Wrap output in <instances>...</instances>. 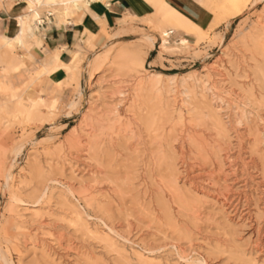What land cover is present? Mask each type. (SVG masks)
<instances>
[{
    "label": "rangeland",
    "instance_id": "rangeland-1",
    "mask_svg": "<svg viewBox=\"0 0 264 264\" xmlns=\"http://www.w3.org/2000/svg\"><path fill=\"white\" fill-rule=\"evenodd\" d=\"M145 1L148 13L109 38L124 37L66 67L69 81L57 85L72 87L65 104L42 97L47 74L17 55L22 44L0 42V264H264V0H184L204 26L170 0ZM43 2L56 17L73 12ZM30 20H18L23 37L42 24L40 14ZM164 31L182 34L164 46ZM96 118L104 121L92 137ZM194 133L208 137L209 153L187 146ZM228 154L239 182L226 179ZM218 189L229 191L227 205L212 196Z\"/></svg>",
    "mask_w": 264,
    "mask_h": 264
},
{
    "label": "crops",
    "instance_id": "crops-1",
    "mask_svg": "<svg viewBox=\"0 0 264 264\" xmlns=\"http://www.w3.org/2000/svg\"><path fill=\"white\" fill-rule=\"evenodd\" d=\"M83 1L84 4L79 10L60 18L51 13L49 7L41 0L37 10L42 24L38 25L34 36L23 37L21 49L17 52L28 67L33 68L34 73L42 67L43 69L54 67V70L43 78L41 95L45 99L54 97L60 104L67 103L72 96V87L58 88L57 85L69 81L66 67L72 65L74 57L78 56L84 66L87 59L95 56V51L107 46L111 40L124 37L121 35L109 38L128 28L124 22L128 23V19L141 18L150 10L145 0ZM170 1L175 7L188 13L197 23L205 25V17L192 3L184 0ZM33 14L34 10L28 0H0V42L11 41L18 20L25 18L30 20ZM181 34L182 32H173L169 37H178L177 35ZM81 77L80 74L78 79L80 86Z\"/></svg>",
    "mask_w": 264,
    "mask_h": 264
},
{
    "label": "bare ground",
    "instance_id": "bare-ground-1",
    "mask_svg": "<svg viewBox=\"0 0 264 264\" xmlns=\"http://www.w3.org/2000/svg\"><path fill=\"white\" fill-rule=\"evenodd\" d=\"M149 1H153V0H149ZM238 1H241V0H238ZM241 2H243V0H242ZM244 2H246V1L244 0ZM28 3H29V5H30V7H32L33 10H34V14H33L32 16H33V18H34V21L36 22V20H38V17H39V12H38V10H37V7H38L39 5H41V0H37L36 2H32V1L28 0ZM230 3L232 4V3H233V0H232V2H230ZM235 3H237V2H235ZM235 3H234V4H235ZM63 4L67 6V9H65V11H68V10H73V11H74V10H79V9L81 8V6L84 4V1H83V0H63ZM231 4H230V6H231ZM240 4H242V3H240ZM243 4H244V3H243ZM232 6H233V4H232ZM234 6H236V8H237V5H236V4H235ZM234 6H233V8H234ZM161 7H162V6H161ZM233 10H234V9H233ZM241 11H242V10H241ZM232 15H234V16H232V17H238V16L240 15V10L235 9V11L233 12ZM26 16H27V15H26ZM24 17H25V16H24ZM30 21H31V20H30ZM30 21H28V22H30ZM23 22H24V21H23ZM20 23H21V22H20ZM28 24H29V23H28ZM30 24H31V23H30ZM39 24H40V22H39ZM24 25H25V24H24ZM32 25H33V24H31L30 28H27L29 31L33 32L34 29H38V26H37V25H34V26H32ZM27 26H29V25H27ZM26 31H27V30H26ZM31 32H28V33H31ZM170 32H171V31H170ZM170 32H168V31H164V32L162 33V34H163L162 37H163V44H164V46H165V44L167 43V38H168L169 35L171 34ZM23 35H24V27H23V24H21V25L19 24V25L16 26L15 30H14L13 33H12V36H11L12 39H11V41H9V42H5V44H6L7 46H8V45H11L12 43L22 44V41H23ZM183 43H184V42H183ZM55 60H56V58H55ZM57 61H59V60H57ZM45 66H46V64H45ZM50 66H51V65H49V67H50ZM42 68H43V67H42ZM100 68H101V63L99 62V63L96 64L95 69H100ZM53 70H54V67H53V68H50V69H49L48 67H44V74H45V75H46V74L48 75V74L51 73V71H53ZM36 76H37V74H36ZM158 77H161V76H158ZM161 78H162V77H161ZM157 80H158V79H157ZM158 82H159V81H158ZM161 82H162V81H161ZM161 82H160V83H161ZM155 83H156V82H155ZM150 84H152V83H150ZM157 86H158V85H157ZM164 87H165V86H164ZM165 88H166V87H165ZM151 89H152V88H151ZM151 89H150V90H151ZM154 89H155V88H154ZM31 91H32V90H31ZM155 92H156V91H155ZM38 93H39V92L34 93L33 95H29V93H28V99H29L31 102H33V104H35V103L38 102ZM158 95H159V94H158ZM177 95H178V94H177ZM177 95H176V96H177ZM156 96H157V95H156ZM177 98H178V97H177ZM177 98L175 97V99H177ZM175 99H174V102L176 101ZM178 100H179V99H178ZM157 102H158V101H156V103H157ZM178 102H179V101H178ZM180 102H181V101H180ZM158 103H159V102H158ZM158 103H157V104H158ZM160 103H162V102H160ZM164 103L166 104V106H168V104H169L168 102H166V100L164 101ZM167 103H168V104H167ZM175 103H176V102H175ZM175 103H174V104H175ZM157 104H155V105L157 106ZM162 104H163V103H162ZM162 104H160V107H161ZM36 105H37V104H36ZM163 106H164V105H163ZM169 106H170V105H169ZM163 108H164V107H163ZM177 108H179V107H177ZM165 109H166V108H164V111H165ZM180 109H181V108H180ZM180 109H179V110H180ZM154 110L157 111L156 108H155ZM154 110H153V111H154ZM159 110H160V109H159ZM167 110H168V109H167ZM177 110H178V109H177ZM164 111H163V112H164ZM171 111H173V110H171ZM174 111H176V108H174ZM191 111H192V110H191ZM161 112H162V111H161ZM176 112H177V111H176ZM181 112H182V110H181ZM189 112H190V111H189ZM156 113H157V112H156ZM159 113H160V112H159ZM159 113H158V114H159ZM182 113H183V112H182ZM182 113H181V114H182ZM158 114H157V117H158V118H156L157 120L160 118ZM164 114L166 115L167 113L164 112L163 115H164ZM152 115H153V114H152ZM155 115H156V114H155ZM155 115H154V116H155ZM203 115H204V114H203ZM149 116H150V114H149ZM161 116H162V114H161ZM181 116H184V115L182 114ZM210 116H211V115H210ZM93 117H94V116H93ZM150 117H151V116H150ZM150 117H149V118H150ZM155 117H156V116H155ZM162 117H164V116H162ZM173 117H174V116H173ZM184 117H185V116H184ZM191 117H192V116H191ZM191 117H190V118H191ZM190 118H189V119H190ZM195 118H196V117H195ZM195 118H194V120H195ZM198 118H199V117H198ZM156 119H155V121H156ZM174 119H175V118H174ZM182 119H183V118H182ZM182 119H180V121H181ZM186 119H187V118H186ZM186 119H184V120H186ZM161 120H162V118H161ZM88 121H89V120H88ZM103 121H104V120L101 119V118H96L95 120H91V128H90V129H91V131H92V132H91L92 134L89 133V136H92V137H93V136H95V134H97L96 132L100 130V127L102 126ZM147 121H148V120H147ZM147 121H146V122H147ZM176 121H177V120H176ZM176 121L174 122L175 124L178 123V121H177V122H176ZM180 121H179V123H180ZM182 121H183V120H182ZM182 121H181V122H182ZM188 121H189V120H188ZM190 121H191V120H190ZM172 122H173V121H172ZM218 122H219V121H218ZM221 122H222V121H220V123H221ZM149 123H150V122H149ZM160 123H161V122H160ZM198 123H199V122H198ZM200 123H201V122H200ZM87 124H88V123H87ZM157 124H158V122H157ZM157 124H156V126H157ZM170 124H171V122H170ZM170 124H169V125H170ZM188 124H189V123H188ZM191 124H192V123H191ZM180 125H181V123H180ZM189 125H190V124H189ZM192 125H193V124H192ZM192 125H190V128L192 127ZM217 125H218V123H217ZM221 125H222V124H221ZM221 125H220V126H221ZM151 126H152V125H150V127H151ZM154 126H155V125H154ZM163 126H164V125H163ZM170 126H171V125H170ZM177 126H178V125H177ZM177 126H176V127H177ZM181 126H182V125H181ZM181 126H179V127H181ZM194 126H195V124L193 125V127H194ZM157 127H158V126H157ZM159 127L161 128V126H159ZM176 127L174 126L173 128L175 129ZM184 127L187 128L186 126H184ZM101 128H102V127H101ZM152 128H153V127H152ZM166 128H167V127H166ZM169 128H171V127H169ZM185 128H184V131H185ZM188 128H189V127H188ZM221 128H223V127H221ZM149 129H150V128H149ZM153 129H156V128L154 127ZM153 129H152V132H153ZM180 129H181V128H180ZM197 129L200 130L201 128H197ZM203 129H204V127H203ZM203 129H201V131H202ZM189 130H190V129H189ZM193 130H194V129H193ZM204 130H205V129H204ZM204 130H203L202 132H204ZM122 131H123V130H122ZM163 131H164V130H163ZM171 131H172V130H171ZM176 131H177V130H176ZM178 131L180 132V130H178ZM201 131H200V132H201ZM152 132H151V133H152ZM157 132H158V130H157ZM179 132H178V135H179V134L181 135V132H180V133H179ZM194 132H195V131H194ZM197 132H198V131H197ZM197 132H196V133H197ZM248 132H249V129H248ZM250 132H251V130H250ZM261 132H262V131H261ZM126 133H127V132H126ZM218 133H219V132H218ZM222 133H224V132H222ZM234 133H235V132H234ZM238 133H239V131H238ZM251 133H252V132H251ZM255 133H256V131H254V133H253L254 136H255ZM149 134H150V133H149ZM156 134H157V133H156ZM156 134H155V136H157ZM184 134H185V133H184ZM187 134H188V133H187ZM204 134H205V132H204ZM239 134H241V133H239ZM243 134H244V133H243ZM259 134H260V133H259ZM259 134H258V135H259ZM188 135H189V134H188ZM219 135H221V134H219ZM74 136H75V133H74ZM74 136H73V137H74ZM149 136H150V135H149ZM149 136H148V137H149ZM152 136H153V135H152ZM155 136H153V137H155ZM207 136H208V134H207ZM246 136H247V135H246ZM252 136H253V135H252ZM92 137H90V138H92ZM209 137H210V136H209ZM214 137H215V136H214ZM237 137H238V135H237ZM237 137H236L235 139H237V140L239 139V140H240V138H241L242 136H240L239 138H237ZM247 137H248V136H247ZM260 137H261V136H260ZM263 137H264V136H263ZM150 138H151V140L154 139V138H152L151 136H150ZM184 138H185V137H184ZM186 138H188V142H189V143L186 142V144H187V143L189 144V145H187V146H191L192 148L194 147V148L197 149V151H198V150H202V151L205 150V151H207V150L205 149V147H206V146L209 147V146H208L209 143H208L207 140H206L208 137L205 138L204 135H199V134L197 135V134L194 133V134H192V135L190 134V137H187V136H186ZM210 138H211V137H210ZM210 138H209L210 141H214V140H211ZM217 138H218V137H217ZM217 138H216V141H217ZM221 138H222V137H221ZM227 138H229V136H228ZM242 138H243V137H242ZM248 138H249V137H248ZM256 138H257V137H256ZM182 139H183V138H182ZM222 139H223V138H222ZM250 139H251V138H250ZM257 139L259 140V138H257ZM77 140H78V139H77ZM162 140L165 141L163 138H162ZM183 140L185 141L186 139H183ZM209 140H208V141H209ZM223 140H224V139H223ZM225 140H226V139H225ZM229 140H230V139H229ZM229 140H228V141L226 140V141H227L226 143H227V144L229 143L228 145H230ZM239 140H238V141H239ZM241 140H242V139H241ZM241 140H240V142H241ZM258 140H257V141H258ZM261 140H263V139H261ZM177 141H178V140H177ZM180 141H181V140H180ZM186 141H187V140H186ZM218 141H219V139H218ZM218 141H217V142H218ZM80 142H81V141H80ZM80 142H78V144H79ZM83 142H84V141H83ZM214 142H215V141H214ZM149 143H150V142H149ZM175 143H176V142H175ZM182 143H184V142H181L180 146L183 145ZM212 143H213V142H212ZM243 143H244V142H243ZM80 144H82V143H80ZM80 144H79V145H80ZM84 144H85V143H84ZM159 144H160V143H159ZM161 144H162V143H161ZM178 144H179V142H178ZM184 144H185V143H184ZM210 144H211V143H210ZM216 144H218V143H216ZM222 144H223V143H222ZM238 144H239V143H238ZM262 144H264V143H262ZM76 145H77V144H76ZM89 145H90V144H89ZM156 145H157V144H156ZM220 145H221V144L219 143V146H220ZM260 145H261V144H260ZM84 146H85V145H84ZM152 146H153V145H152ZM154 146H155V145H154ZM157 146H158V145H157ZM157 146H155V147H157ZM159 146H160V145H159ZM180 146H179V148H180ZM185 146H186V145H185ZM238 146H239V145H238ZM238 146H237V148H238ZM262 146H263V145H262ZM162 147H163V146H162ZM183 147H184V146H183ZM207 147H206V148H207ZM212 147H213V145H212ZM231 147H232V146H230V148H231ZM257 147H258V146H257ZM153 148H154V147H153ZM164 148H165V147H164ZM173 148H174V147H173ZM186 148H188V147H185V149H186ZM189 148H190V147H189ZM217 148H218V147L216 146V149H217ZM227 148H228V146H227ZM240 148H241V145H240ZM258 148H259V147H258ZM182 149H184V148H182ZM182 149H181V150H182ZM185 149H184V150H185ZM203 149H204V150H203ZM212 149H213V148H212ZM228 149H229V148H228ZM232 149H233V148H232ZM241 149H243V148H241ZM259 149H260V148H259ZM259 149L256 148V150H259ZM157 150H158V149H157ZM175 150L178 151L177 149H175ZM188 150H189V149H187V151H188ZM209 150H210V149H209ZM225 150H226V149H225ZM260 150H261V149H260ZM260 150H259V151H260ZM158 151H159V150H158ZM161 151H162V150H161ZM161 151H160L159 154L162 153ZM182 151H183V150H182ZM194 151H195V150H194ZM194 151L192 150L191 153H193ZM230 151H231V150H230ZM239 151L242 152L243 150L241 151V150L239 149ZM180 152H181V151L179 150V154H180ZM207 152H208V151H207ZM219 152H220V151L218 150V153H219ZM222 152H223V151H222ZM186 153H187V152H186V150H185L184 155H185ZM188 153H190V151H189ZM203 153H205V152H203ZM208 153H209V152H208ZM253 153H254V151H253ZM152 154H153V153H152ZM205 154H206V157H207V153H205ZM222 154L224 155V152H223ZM254 154H256V152H255ZM198 155H200V154L198 153L197 156H198ZM211 155H212V154H211ZM215 155H216V153H215V151H214V153H213V155H212V158L215 157ZM225 155H226V154H225ZM237 155H239V153H237ZM155 156H156V154H155ZM159 156H161V155H159ZM181 156H182V155H181ZM190 156H191V155H190ZM202 156L204 157V155H202ZM230 156H231V155L228 154V155L226 156V159H225V161L228 162V164H229V167H227V168H229V170H230V172H231L230 175H227V176L225 175V176H226V179L229 178V177H235V178H236L235 181H236V182H239V178H237V177H238V170H239L240 168H239V167H237V168H239V169L236 168L237 164L235 165L236 162H234L233 158H231ZM252 156H254V155H252ZM185 157H187V156H185ZM203 157H202V158H203ZM219 157H221V156H219ZM219 157H218V158L216 157V160H219V159L221 160V158H223V157H221V158H219ZM249 157H250V156H249ZM255 157H256V155H255ZM150 158H151V157H150ZM158 158H159V157H158ZM160 158H161V157H160ZM208 158H210V157L208 156L207 159H208ZM224 158H225V157H224ZM260 158H261V157H260ZM182 159H183V158H182ZM187 159H188V158H187ZM199 159H200V157H199ZM207 159H205L206 161H204V159H200V162H201L202 160L205 162V163H202L203 167L199 165L201 170H205V166H204V164H206V162L208 161ZM213 159H214V158H213ZM236 159H238V158H236ZM254 159H256V158H254ZM254 159H253V160H254ZM151 160H152V159H151ZM190 160H191V159H190ZM193 160H194V159H193ZM239 160H240V158H239ZM243 160H244V159H243ZM256 160H257V159H256ZM256 160H255V162H256ZM155 161H156V160H155ZM186 161H187V160H185V158H184V159H183L184 166H185V164H188V163H187L188 161H187V162H186ZM212 161H213V160H212ZM261 161H262V163L264 164V162H263L264 160H261ZM261 161H259V162H261ZM195 162H196V160H195ZM197 162H198V164L200 163L199 161H197ZM210 162H211V161H210ZM222 162H223V161H222ZM250 162H251V160H250L248 163H250ZM213 163H214V161H213ZM213 163L211 162V163H207V164L210 165V164H213ZM240 163H241V162H240ZM257 163H258V162H257ZM262 163H261V164H262ZM156 164H157V163H156ZM158 164H159V163H158ZM225 164H226V163H225ZM228 164H226V166H227ZM241 164H242V163H241ZM152 165H153V164H152ZM209 165H207V166H209ZM220 165H222V164H220ZM223 165H224V164H223ZM243 165H244V164H243ZM251 165H252V163H251ZM253 165H254V164H253ZM188 166H189V168H190L189 170H191L190 172H193V173H194V171H195V170H194V167H195V166H194V167H193V165H188ZM212 166H213V165H212ZM214 166H215V165H214ZM238 166H239V165H238ZM249 166H250V165H249ZM259 166H260V163H259ZM209 167H210V166H209ZM215 167H216V166H215ZM222 167H223V166H222ZM257 167H258V166H257ZM186 168H187V167H186ZM186 168H185V169H186ZM206 168H207V167H206ZM260 168H261V167H260ZM193 170H194V171H193ZM197 170H198V169H197ZM221 170H222V169H221ZM226 170H228V169H226ZM248 170H249V169H248ZM240 171H241V170H240ZM240 171H239V172H240ZM244 171H245V170L242 171V175L245 176V177H244L243 179H242V178H241V179H242L243 186H244V187H248V184H249L250 182H252V177H251L250 175H248L247 173H245ZM254 171H255V170H254ZM256 171H257V170H256ZM188 172H189V171H188ZM188 172H187V173H188ZM201 172H202V171H201ZM226 172H227V171H226ZM257 172H258V171H257ZM263 172H264V171H263ZM174 173H175V172H174ZM208 173H209V171H208ZM208 173H207L205 176H204V175H203V176H204V177L207 176L210 180H211V178L213 179V177H211V176L213 175L214 171H213V173H210V174H208ZM217 173H219V172H217ZM248 173H249V172H248ZM260 173H261V169H260ZM175 174H176V173H175ZM178 174H179V173H178ZM178 174H177V175H178ZM197 174H198V173H197ZM228 174H229V173H228ZM239 174H240V173H239ZM177 175H176V176H177ZM190 175H191V173H190ZM199 175H200V176H199ZM199 175H197V176H193V178H191V180H192L193 182H195V180H200V178H201V174H199ZM217 175H218V174H217ZM222 175H223V174H222ZM240 175H241V174H240ZM179 176H180V175H179ZM188 176H189V173H188ZM191 176H192V175H191ZM219 176H221V175H219ZM204 177H203V178H204ZM216 177H217V176H216ZM222 177H223V176H222ZM240 177H241V176H240ZM174 178H175V176H174ZM189 178H190V176H189ZM214 178H215V177H214ZM224 178H225V177H224ZM253 178H256V177H253ZM176 179H177V178H176ZM209 179H208V181H209ZM259 179H260V177H259ZM160 180H161V179H160ZM169 180H170V179H169ZM186 180H187V179H186ZM205 180H206V178H205ZM222 180H223V179H222ZM228 180H230V179H228ZM263 180H264V179H263ZM8 181H9V180H8ZM173 181H174V180H173ZM200 181H201V180H200ZM200 181H199V182H200ZM212 181H213V180H212ZM225 181H226V180H225ZM159 182H160V181H159ZM159 182H158V184H159ZM190 182H191V181H190ZM199 182H198V183H199ZM213 182H214V181H213ZM156 183H157V181H156ZM165 183H166V182H165ZM195 183H196V182H195ZM202 183H204V182H202ZM202 183L200 182V184H202ZM206 183H207V182H206ZM224 183H225V182H224ZM158 184H157V185H158ZM169 184H170V183H169ZM172 184H173V183H172ZM204 184H205V183H204ZM240 184H241V183H240ZM240 184H239V185H240ZM253 184H254V183H253ZM256 184H258V186H259V183H258V182H257ZM195 185H196V184H195ZM208 185H209V184H208ZM237 185H238V184H237ZM261 185H263V184L261 183ZM261 185H260V186H261ZM160 186H161V185H160ZM171 186H172V185H171ZM199 186H200V185H199ZM206 186H207V184H206ZM210 186H211V188L214 189V191L217 190V189H216L217 187H216V184H215V183H213V184L210 185ZM250 186H251V185H250ZM258 186H257V188H258ZM263 186H264V185H263ZM263 186H262V187H263ZM172 187H173V186H172ZM207 187H208V186H207ZM173 188H176V187L174 186ZM192 188H193V184H192ZM194 188H195V187H194ZM196 188H197V187H196ZM196 188H195V189H196ZM202 188H203V187H202ZM224 188H226V187H224ZM232 188H233V187H232ZM203 189H204V188H203ZM203 189H201V191H202ZM245 189H247V188H245ZM249 189H250V188H249ZM169 190H170L169 192H170L171 194H173V195H177V194H176V191H175L176 189L174 190V189H172L171 187H169ZM198 190H199V188H198ZM227 190H228V189H227ZM260 190H261V188H260ZM177 191H178V190H177ZM221 191H222V189H221ZM221 191L218 189L217 194L213 193L212 196H213L214 198H217V199H218V198H223L224 200H223V199H222V200H223L224 204H226V203H228V201H229V197H230L231 195L229 196V191H226L225 193H224V192L222 193ZM232 191H233V190H232ZM254 191H255V190H254ZM257 191H258V190H257ZM202 192H203V191H202ZM255 192H256V191H255ZM258 192H260V191H258ZM211 193H212V191H211ZM260 193H261V192H260ZM262 193H263V192H262ZM207 194L210 195V192L208 191ZM238 195H239V193H238ZM240 195H241V194H240ZM166 196H167V195H166ZM228 196H229V197H228ZM260 196H262V195H260ZM263 196H264V195H263ZM173 197L175 198V196H173ZM234 197H235V196H234ZM244 197H245V196H244ZM250 198H251V197H250ZM182 199H183V198H182ZM217 199H216V200H217ZM230 199H232V198H230ZM263 199H264V198H263ZM15 200H17V199H15ZM175 200H176V199H175ZM175 200H174V201H175ZM183 200H184V199H183ZM248 200H249V199H248ZM237 201H238V200H237ZM262 201H263V200H262ZM247 202H248V201H247ZM249 202H250V201H249ZM232 203H233V202H232ZM237 204H238V203H237ZM239 204H240V203H239ZM222 205H223V204H222ZM226 205H227V204H226ZM232 205H233V204H232ZM228 206H229V205H228ZM238 206H239V205H238ZM245 206H246V205H245ZM256 206H257V205H256ZM232 207H233V206H232ZM247 207H248V206H247ZM250 207H251V206H250ZM225 209H226V208H225ZM239 209H240V207H239ZM233 210H234V209H233ZM235 210H236V209H235ZM247 212H249V211H247ZM249 213H250V212H249ZM245 214H246V213H245ZM259 214H260V213H259ZM263 214H264V213H263ZM198 215H200V214H198ZM250 216H251V214H250ZM259 216H261V215H259ZM259 216H258V217H259ZM40 217H41V216H40ZM251 217H252V216H251ZM258 217H257V218H258ZM261 217H262V216H261ZM261 217H260V218H261ZM248 219H249V218H248ZM250 220H251V219H250ZM248 221H249V220H248ZM257 221H258V220H257ZM253 226H254V225H253ZM258 227H259V226H258ZM4 231H5V230H4ZM254 231H255V230H254ZM260 231H261V230H260ZM258 232H259V231H258ZM261 234H262V233H261ZM7 235H8V234H7ZM260 236H261V235H260ZM260 236H259V234H258V237H257L258 240H257V242H256L257 244L255 243L257 249H260V247H261V244H260V242H259V241H260ZM7 237H8V236H7ZM7 237H6V238H7ZM19 237H20V235H19ZM8 238H9V237H8ZM110 239H111V238H110ZM10 240H11V239H10ZM8 241H9V240H8ZM12 241H14V240H12ZM9 242H10V241H9ZM7 243H8V242H7ZM10 243H11V242H10ZM13 244H14V243H13ZM14 245H15V244H14ZM254 246H255V245H254ZM8 247H9V246H8ZM0 248H1V247H0ZM263 248H264V247H263ZM263 248H262V249H263ZM9 249H10V248H9ZM18 251H19V250H18ZM260 251H261V250H260ZM2 254H3V252H2ZM2 254H1L0 256H2ZM3 256H4V255H3ZM3 258H6V257H3ZM3 261H5V260H3ZM7 263H8V262H7ZM7 263H6V264H7ZM8 264H9V263H8Z\"/></svg>",
    "mask_w": 264,
    "mask_h": 264
}]
</instances>
